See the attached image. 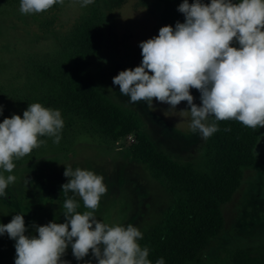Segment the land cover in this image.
I'll return each instance as SVG.
<instances>
[{"label": "rangeland", "instance_id": "374dc122", "mask_svg": "<svg viewBox=\"0 0 264 264\" xmlns=\"http://www.w3.org/2000/svg\"><path fill=\"white\" fill-rule=\"evenodd\" d=\"M82 0H64L48 11L23 15L20 2L0 0V105L4 118L13 114L23 117L15 95L30 83L28 74L33 61L54 62L63 53L78 24L96 8L102 20L101 42L90 72L102 95L112 103L135 112L144 125V133L159 153L193 169L206 172L213 150L214 134L204 140L189 127L190 113L181 102L176 109L153 101L128 103L129 97L113 85V77L122 70L135 68L142 61L140 42L158 35L163 27L164 5L159 0H94L86 7ZM194 102L200 104V93L192 89ZM66 140L53 143V138L24 161H14L11 173L0 168L5 178L14 175L7 197H0V223L7 224L15 214L24 215L28 236L38 235L33 224L64 223L62 185L66 167L92 170L104 177L108 191L102 197L96 218L110 226L132 224L143 238L162 228L173 205V196L152 173L131 157L135 136L111 141L110 138L74 126ZM259 169H243L239 187L226 204L219 206L223 226L209 246L195 256L191 264H264V128H260L254 151ZM72 196L73 193H69ZM79 212L86 211L83 201ZM140 239L138 242H140ZM15 241L5 233L0 236V264L15 263ZM62 259L70 264H86L91 251L77 261L71 247Z\"/></svg>", "mask_w": 264, "mask_h": 264}, {"label": "clouds", "instance_id": "9594fccd", "mask_svg": "<svg viewBox=\"0 0 264 264\" xmlns=\"http://www.w3.org/2000/svg\"><path fill=\"white\" fill-rule=\"evenodd\" d=\"M94 0H82L86 7ZM64 0H20L23 15L48 11ZM184 22L167 25L150 39L140 42L139 66L122 70L113 77L128 103L153 101L176 109L187 102L182 114L190 113V129L207 140L219 131L218 121L235 120L248 128H264V0H183L177 9ZM200 93L194 102L191 90ZM3 115V105H0ZM64 127L58 109L40 103L29 104L23 117L13 114L0 123V168L11 173L14 160L29 155L46 144L40 137L61 140ZM62 185L64 223L33 224L38 235L25 233L24 215L15 214L7 224L0 223V236L7 233L15 241V264H70L62 259L69 246L77 261L89 255L97 264H152L149 249L138 241L143 233L132 224L103 223L96 218L108 188L104 177L92 170L66 167ZM16 180L0 174V197ZM73 193L69 196V193ZM87 209L82 213L75 198ZM86 264H92L91 260ZM156 264H165L161 257Z\"/></svg>", "mask_w": 264, "mask_h": 264}, {"label": "trees", "instance_id": "16d2710c", "mask_svg": "<svg viewBox=\"0 0 264 264\" xmlns=\"http://www.w3.org/2000/svg\"><path fill=\"white\" fill-rule=\"evenodd\" d=\"M159 1L164 5L163 26L174 27L177 21L184 22V15L177 10L183 0ZM203 2L210 3V0ZM101 30L99 12L92 8L90 16L78 24L56 61L31 63L27 76L30 83L14 98L23 111L33 103L58 109L64 121L60 133L63 140L79 125L114 142L133 134L136 144L131 148L132 159L144 165L160 186L168 188L174 200L163 227L138 243L149 249L148 259L152 264L161 257L165 264H191L198 252L207 248L221 231L223 219L219 206L229 202L239 187L242 170L259 169L254 151L260 127L248 128L235 120L218 121L219 131L212 138L213 150L206 172L159 153L145 135L138 115L112 103L101 94L93 79L90 69L99 51ZM40 139L47 142L52 138ZM44 145L14 161L31 158Z\"/></svg>", "mask_w": 264, "mask_h": 264}]
</instances>
